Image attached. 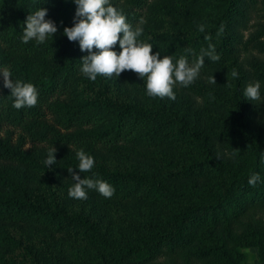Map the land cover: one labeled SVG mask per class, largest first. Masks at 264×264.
<instances>
[{
  "label": "trees",
  "instance_id": "trees-1",
  "mask_svg": "<svg viewBox=\"0 0 264 264\" xmlns=\"http://www.w3.org/2000/svg\"><path fill=\"white\" fill-rule=\"evenodd\" d=\"M249 1L110 0L133 28H143L138 39L153 45L161 59L185 56L191 62L214 46L220 59L205 57L201 71L216 73L217 84L197 78L181 86L224 110V128L204 130L172 111L166 97H149L146 78L132 71L120 76L133 87L134 97L127 99L111 95L102 76L95 81L84 76L81 60L89 53L64 35L74 26V0H0V68L33 84L39 94L35 107L17 110L0 75V264H55L41 254V238L47 246H82L91 264H240L244 248H256L264 260V217H251L264 210V132L254 128L244 96L248 80L264 82V64L246 69L241 61L244 54L264 52V25L249 37L242 33ZM40 8L58 31L43 44L24 43L27 17ZM113 50L122 51L119 44ZM219 140L232 160L217 156ZM54 147L56 162L49 167L45 161ZM81 149L95 161L88 173L78 169ZM163 149H184L188 156L179 162L160 158L168 169L164 179L192 183L173 186L132 164L109 166L96 157L151 159ZM70 168L81 179L115 188L110 199L88 191L97 198L120 205L167 203L166 218L144 220L143 232H134L133 239L112 235L98 220L69 207L63 189L74 184ZM254 174L260 176L255 187L248 182Z\"/></svg>",
  "mask_w": 264,
  "mask_h": 264
},
{
  "label": "clouds",
  "instance_id": "clouds-1",
  "mask_svg": "<svg viewBox=\"0 0 264 264\" xmlns=\"http://www.w3.org/2000/svg\"><path fill=\"white\" fill-rule=\"evenodd\" d=\"M74 3L77 5L74 26L65 28L64 35L71 42H79L81 51L89 53L81 60V71L92 81H95L98 76L119 79L123 72L132 71L139 78L143 80L146 78L149 97L161 99L167 97L175 101L174 88L177 85L185 88L192 85L205 65V57L212 62L220 59L211 44L207 50L202 49L200 55L191 62L185 56H181L175 62L172 56H163L161 59L160 53L153 54V45L138 39L143 33V28L140 26L133 28L127 22L126 16L112 6L110 0H74ZM47 16L48 11L45 8H40L34 14L28 15L26 27L23 29L24 43L34 40L37 44H43L49 37L54 38L58 28L55 22L46 19ZM140 23L142 24L143 21ZM204 30V25H200L199 31L204 32ZM220 32H223V27ZM117 44L122 49L119 53L113 50ZM188 51L191 50L188 49ZM0 75L3 76L4 88L11 90L10 96L14 98L15 109L31 108L37 105L39 94L33 84L14 80L7 67L0 68ZM237 75L238 73L234 70L232 76ZM209 83L217 84L215 76L209 77ZM260 89L261 85L258 81L249 84L244 91V96L251 101H259ZM56 151L55 147L49 150L45 161L47 166L55 164ZM77 158L80 173L92 171L95 166L92 156L81 149L77 152ZM68 172L72 173L74 181L73 186L69 188L70 198L86 200L89 190H94L109 199L115 194V188L103 180L81 179V176L75 174L74 169L71 168ZM259 181V174H254L248 182L255 187Z\"/></svg>",
  "mask_w": 264,
  "mask_h": 264
},
{
  "label": "rangeland",
  "instance_id": "rangeland-1",
  "mask_svg": "<svg viewBox=\"0 0 264 264\" xmlns=\"http://www.w3.org/2000/svg\"><path fill=\"white\" fill-rule=\"evenodd\" d=\"M247 29H243L242 33L245 37L254 34L261 25H264V0H251L249 1V8L246 10ZM264 40V39H263ZM241 61L244 68L254 63L264 64V52L255 50L253 52L241 56ZM217 76L216 73L202 72L199 79L209 83V77ZM103 77V76H102ZM103 80L109 84L110 92L113 96H120L121 98H133V87L127 82L123 81L121 77L107 78ZM255 80H248L246 87L249 84H254ZM261 85V99L259 101H251L246 97L248 109L252 115L253 126L257 131L264 132V82L258 81ZM176 100L172 101L166 97L168 106L172 111L184 115L189 119L190 123H194L201 129L209 130L212 128H224L223 118L224 110L218 106L211 104L208 100L198 98L188 91L184 90L181 86L177 85L174 88ZM193 124V125H194ZM40 148V144H38ZM31 144L25 145V148H30ZM225 141H216L215 152L217 156L224 161L233 159L228 149L226 148ZM96 157L102 160L109 166H126L132 164L141 171L153 176L158 181L167 184L181 187L193 182V180L169 182L164 179L167 168H164L160 163V158L168 161H185L188 156L184 149H171V150H158L153 158L139 157L133 154H114V153H98ZM200 186H205L206 181H198ZM64 189H67L66 187ZM63 189L68 200L69 207L75 211H81L84 214L90 215L95 220H98L112 235L124 237L126 239H133L134 232H143V221L146 219H153L157 223H162L167 216L169 205L167 203H153L150 201H134L128 204H115L107 203L88 192L86 200H77L70 198L69 191ZM251 217L263 218L264 210L253 211ZM222 233V228H218L215 237L218 238ZM219 239V238H218ZM41 247V249H40ZM40 252L44 256H48L55 264H91L90 258L82 246L71 244H54L47 246V241L42 240L40 243ZM78 254H77V253ZM243 257L240 264H264V260H260L256 248L242 249ZM78 256V258L76 257ZM75 262V263H74Z\"/></svg>",
  "mask_w": 264,
  "mask_h": 264
}]
</instances>
